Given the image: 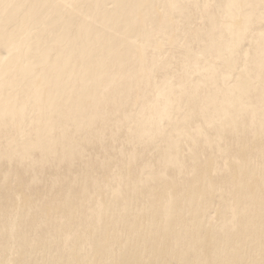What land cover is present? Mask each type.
<instances>
[{"label": "bare ground", "instance_id": "1", "mask_svg": "<svg viewBox=\"0 0 264 264\" xmlns=\"http://www.w3.org/2000/svg\"><path fill=\"white\" fill-rule=\"evenodd\" d=\"M71 1L0 0V128L7 133L0 159L21 164L23 177L46 169L58 173L63 161L69 170L88 166L85 150L101 143L107 152L110 146L104 140H113L115 126L134 124L127 132L136 135L139 142H151V133L163 119H172L203 101L215 105L212 86L222 98V118L236 124L235 113L246 104L253 111L243 112L239 125L249 123V133L264 137V0H257L256 6L246 5L251 0H207L206 4L201 0H74L77 9L72 12L68 9ZM187 1L209 21L205 39L225 32L212 48L202 44L204 29L185 20ZM257 6H261L259 13ZM255 25L260 31L250 58L242 45L246 37L253 36ZM182 35L187 43L184 52L190 54L184 55L188 61H179L172 49L167 50V45H177ZM221 52L226 67L235 68L230 77L203 64L207 55L220 60ZM135 57L141 61L132 66L130 60ZM235 61L250 71L243 85H236L243 67H236ZM157 66H172L167 80L178 84V93L169 90V83L155 78ZM141 72L143 76H139ZM194 75L201 78L199 89L188 92ZM108 101L111 106L103 107ZM132 104L139 110H132ZM75 122L73 132H66ZM188 122L191 120L185 119L177 125L171 141L184 135ZM244 148L249 149V145ZM12 177L23 194L30 189L26 181H34ZM96 182L92 179L90 185ZM58 185L56 179L51 183L52 187ZM61 204H67L65 195ZM84 210L86 224L98 222L99 214L85 207L81 223ZM39 226L36 222L30 227ZM90 228L93 233L98 231L97 225ZM24 243L18 238L16 245L21 248ZM31 243L32 239L27 246ZM60 243L67 246L68 235ZM154 255L156 259L166 257L162 248ZM26 256L23 252L20 260ZM123 259L116 257L113 262ZM104 264H109L108 257Z\"/></svg>", "mask_w": 264, "mask_h": 264}, {"label": "rangeland", "instance_id": "2", "mask_svg": "<svg viewBox=\"0 0 264 264\" xmlns=\"http://www.w3.org/2000/svg\"><path fill=\"white\" fill-rule=\"evenodd\" d=\"M201 2L206 4L207 0ZM257 2L251 0L246 5L256 6ZM186 7L185 20L192 27L204 29V47L212 48L223 39V31L211 34V40L205 39L208 19L199 15L189 1ZM260 8L256 7L258 13ZM68 9H77L74 0ZM217 18L222 20L219 15ZM259 31V25L253 26V36L243 40L242 48L250 58ZM176 43L167 45V50L172 49L179 61H188L184 56H190L184 52V35ZM219 55L220 60L205 56L203 64L230 77L235 68L228 69L224 54ZM130 61L135 66L141 59ZM235 65L243 67L236 84L243 85L250 71L238 61ZM171 69L172 66H157L154 76L169 83L171 92L178 93V84L167 80ZM200 79L194 75L186 90H198ZM212 88L215 105L203 101L172 119H163L151 133V142H139L136 135L127 132L134 124L115 126L113 140H104L110 146L107 152L101 143L85 150L89 161L86 167L77 165L75 170H69L63 161L58 173L46 169L39 175L23 177L21 164L1 158L0 264H104L107 257L109 264H264V137L249 133V123L239 125L242 113L253 111L246 104L236 111V124L222 118V98ZM200 93L205 95L203 90ZM111 104L108 101L103 107ZM130 108L139 110L137 104ZM185 119L191 122L185 124L184 135L171 141V132ZM76 125L75 122L65 131L73 132ZM87 130L91 131L92 126ZM6 140L7 133L1 127L2 154ZM233 169L239 172L233 173ZM12 175L34 179L26 181L30 187L27 193L21 192ZM54 179L59 182L57 187L51 186ZM92 179L97 180L94 185H90ZM5 184L8 189L4 190ZM64 195L65 206L61 204ZM85 207L99 214L98 222L86 224L84 210L81 223ZM36 222L40 226L32 229L30 226ZM95 225L98 231L93 233L90 227ZM65 234L69 244L64 247L60 239ZM18 238L25 240L21 248L16 245ZM159 248L165 251V258L156 259L154 253ZM23 252L27 256L20 260ZM116 257L124 259L113 262Z\"/></svg>", "mask_w": 264, "mask_h": 264}]
</instances>
